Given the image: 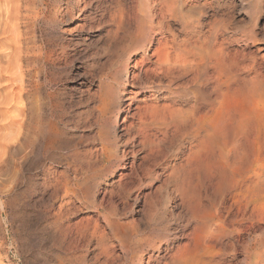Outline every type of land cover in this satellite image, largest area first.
Listing matches in <instances>:
<instances>
[{
    "label": "rangeland",
    "instance_id": "374dc122",
    "mask_svg": "<svg viewBox=\"0 0 264 264\" xmlns=\"http://www.w3.org/2000/svg\"><path fill=\"white\" fill-rule=\"evenodd\" d=\"M154 1L0 0L40 55L7 74L0 42V264H264V197L251 219L231 189L264 154V0ZM152 36L175 67L133 86Z\"/></svg>",
    "mask_w": 264,
    "mask_h": 264
},
{
    "label": "bare ground",
    "instance_id": "6f19581e",
    "mask_svg": "<svg viewBox=\"0 0 264 264\" xmlns=\"http://www.w3.org/2000/svg\"><path fill=\"white\" fill-rule=\"evenodd\" d=\"M154 0H146V5L149 7L151 2H153ZM161 1V0H160ZM164 1V0H162ZM156 2V0L154 1V3ZM21 4V3H20ZM18 8H15V6L11 7V8H15L12 10H9L8 12L1 13L0 12V42L5 41L2 45L8 46L9 47V51L4 55V66L3 69L4 71H6L7 74H10V72H12L15 68H18V70H22L23 67H25V73L26 76L28 78L31 77V74L33 72V64H37L38 65V61L40 59V55L37 54V51L39 48L35 49L34 46H30V43L28 42V44L24 43L22 40V34L19 31L20 28V23L19 21L21 20V13L19 10V5ZM2 5V4H1ZM13 5V3H12ZM16 5V4H14ZM11 6V5H10ZM154 6V4H153ZM17 7V6H16ZM135 10V14H136ZM155 11V10H154ZM154 11H150L147 14H143L141 15V18L144 19L146 17V15H148V17H153L155 16L157 13H154ZM16 12V13H15ZM138 13V12H137ZM134 14V13H133ZM166 14V13H165ZM133 16V15H132ZM137 16V15H136ZM139 17V16H137ZM118 18V17H117ZM134 18V16H133ZM136 18V17H135ZM165 20V18H164ZM147 25V24H146ZM145 25V26H146ZM152 27V25H151ZM135 29V28H134ZM164 29V28H163ZM166 31V30H165ZM136 33V32H135ZM30 38V37H29ZM144 38V37H143ZM28 39V38H27ZM35 39V38H34ZM170 40V39H169ZM185 40V39H184ZM205 42V41H204ZM159 43V44H158ZM165 41L163 39H158L154 36L149 38V41L147 43L148 48H152L155 49L152 56H150L149 58L145 55V53L143 54L142 58H143V63L142 62H137L136 63V71L133 73V86H137L136 83L142 80V79H146V78H150L153 77L152 75H158L159 71H161L162 69L164 70H172L173 67H175L174 63L172 62V60L169 59L168 53L166 52V47L164 45ZM156 44L157 47H156ZM195 47V45H194ZM200 48V47H199ZM205 49V48H204ZM207 49V48H206ZM181 50V49H180ZM220 50V49H219ZM40 52V51H39ZM38 52V53H39ZM169 53L170 50H169ZM40 54V53H39ZM172 54V53H171ZM225 55V54H224ZM172 57V56H171ZM199 58V57H198ZM172 59V58H171ZM206 59V58H205ZM214 59V58H213ZM223 59V58H222ZM148 60V61H147ZM174 61V60H173ZM199 61V60H197ZM205 61V60H204ZM224 61V60H223ZM147 62V63H146ZM203 62V61H202ZM217 62V61H215ZM23 63V65L21 64ZM146 63V64H145ZM194 63H197L196 61ZM188 64V63H187ZM190 64V63H189ZM201 64V63H200ZM204 64V63H202ZM193 65V64H191ZM198 65V64H197ZM181 66V65H179ZM244 66V65H243ZM178 67V66H177ZM195 67V66H194ZM212 67V65H211ZM38 68V67H37ZM192 68V67H191ZM196 68V67H195ZM214 70H216L215 66L213 67ZM2 69V70H3ZM193 69V68H192ZM241 69V68H240ZM175 70V68H174ZM194 70V69H193ZM36 71V70H35ZM181 71V70H180ZM219 71V70H218ZM221 71V70H220ZM220 71L218 72V74L220 73ZM168 72V71H167ZM21 73V71H20ZM166 73V72H165ZM172 73V72H171ZM178 73V72H177ZM175 73V74H177ZM182 73V72H181ZM216 73V72H215ZM16 74V73H15ZM18 74V73H17ZM16 74V75H17ZM36 74V73H35ZM14 75V74H13ZM21 75V74H20ZM160 75V74H159ZM164 75V74H163ZM216 75V74H215ZM12 76V75H10ZM161 76V75H160ZM183 76V75H182ZM17 76L12 77L13 80L16 79ZM19 77V76H18ZM26 77V93L25 95H29L30 90L29 88L31 87V82H29V80ZM194 77V75H193ZM38 78V77H37ZM154 78V77H153ZM19 79V78H18ZM172 80V79H171ZM11 81V80H10ZM16 81V80H15ZM21 85H24V81H25V76H21L20 80ZM148 81V80H147ZM164 81V80H163ZM31 83V84H30ZM5 85V84H4ZM38 85V84H37ZM200 86V85H198ZM218 86V85H217ZM17 87V86H16ZM39 87V86H38ZM135 88V87H134ZM23 89V88H22ZM20 91V90H19ZM22 91V90H21ZM36 91V90H35ZM17 92V91H16ZM23 92V91H22ZM21 92V93H22ZM133 92V90L131 91ZM119 97H121V94H119ZM145 99H142V103H139L138 105H136L134 111L131 112V105L132 102H130L129 104H127L128 108H127V114L130 115V113H132L131 117L133 119H137L136 121H138L137 127L140 130V132L142 131V129H140L141 127H146L148 126V123L150 122V120H152L157 113L159 108H156L154 106L156 100L155 99H151V97H149V99H146V96L144 95ZM23 98V97H22ZM135 98V97H134ZM130 99V98H129ZM132 99V98H131ZM192 99V98H191ZM135 100V99H134ZM151 100V101H150ZM218 101V100H217ZM40 104V103H39ZM220 104V103H219ZM156 105V104H155ZM123 106V105H122ZM194 106V105H193ZM192 107V106H191ZM190 107V108H191ZM125 108V107H124ZM123 108V109H124ZM195 108V107H194ZM202 108V107H201ZM165 110H169L170 106L166 105L164 106ZM172 110V108H171ZM177 111V110H176ZM187 114V113H186ZM7 117V116H6ZM190 117V116H189ZM129 118V117H128ZM162 118V117H161ZM191 118V117H190ZM155 119V118H154ZM6 120V119H5ZM127 120V119H125ZM170 120V119H169ZM192 121V119H190ZM203 120H206L207 123L205 124L207 126V128L209 129V134L213 135L216 134L217 131H219L222 127H224L225 124H220L219 122V116H218V110L215 108V106L208 111L206 114H200V112H196L195 113V118L194 121L196 123H198V125H200V123H203ZM29 120L27 119V121L20 126L24 127V133L26 136V140L25 143L26 145L27 142L29 144H34L37 143V138L39 137L38 132L39 129L33 125H31L29 122ZM185 121V120H184ZM229 121V120H228ZM242 121V120H241ZM243 122V121H242ZM8 123V122H7ZM128 123V122H127ZM183 123V121L181 122ZM193 123V122H192ZM226 123V122H225ZM5 124V123H4ZM131 126V124H130ZM182 126V125H181ZM195 126V125H194ZM203 126V125H202ZM231 126V125H230ZM39 127V126H38ZM128 127V126H127ZM132 127V126H131ZM200 127V126H199ZM11 128V127H10ZM136 128V127H135ZM242 128V127H241ZM38 129V130H37ZM43 129V128H42ZM21 130V129H20ZM129 130V129H128ZM137 130V129H136ZM19 131V130H18ZM23 131V129H22ZM20 131V134H22ZM43 131V130H42ZM41 131V132H42ZM198 131V130H197ZM200 131V130H199ZM246 131V130H245ZM223 132V131H222ZM226 132V131H225ZM228 132V131H227ZM242 132V131H241ZM2 133V132H1ZM14 133V131H13ZM18 133V132H17ZM203 133V132H202ZM231 133V132H230ZM23 134V135H24ZM41 134V133H40ZM2 135V134H1ZM219 135V134H218ZM10 136V135H9ZM14 136V135H13ZM237 137V136H236ZM7 138V137H6ZM13 138V137H12ZM149 138V137H148ZM198 138V137H197ZM216 138V137H215ZM138 141V140H137ZM213 142V141H212ZM8 143V142H7ZM20 143V142H19ZM227 143V142H226ZM12 144V143H11ZM33 144V145H34ZM32 145V146H33ZM244 147V146H243ZM26 148V147H25ZM233 149V148H232ZM260 149V148H259ZM254 150L253 151H248V152H242V155L245 156L244 160H247V166L245 168L242 169V176L240 179H236L235 182L231 183L234 184L233 187L231 189L234 192V197H237V199L241 202L242 205H240L241 207V214L247 215L248 213H251L250 218L252 219V217L254 215L255 212H257V203L260 202L261 199H263L264 195V154L262 152V150ZM1 150V148H0ZM230 151V150H229ZM245 151V150H244ZM2 152V151H1ZM8 153V152H7ZM199 153V151H198ZM191 154V153H190ZM241 155V156H242ZM3 156V155H2ZM1 156V157H2ZM5 157V156H4ZM3 157V158H4ZM243 157V156H242ZM236 159V158H235ZM234 159V160H235ZM2 160V159H1ZM239 160V159H238ZM190 163V162H189ZM241 164V163H240ZM197 165V164H196ZM6 168V167H5ZM231 168V167H230ZM228 169V168H227ZM240 172V173H241ZM230 177V176H229ZM228 177V178H229ZM232 177V176H231ZM73 178V177H72ZM231 180V179H230ZM68 192V191H67ZM233 196V195H232ZM235 200V199H234ZM262 201V200H261ZM239 202V203H240ZM1 203V202H0ZM233 206V205H232ZM238 211V210H237ZM247 212V213H245ZM259 215V214H258ZM222 216V215H221ZM242 217V219H243ZM247 217V216H246ZM249 217V215H248ZM241 218V217H240ZM256 218V217H255ZM258 218V217H257ZM189 223V222H188ZM227 223V222H226ZM232 224V223H231ZM230 226V225H228ZM227 226V227H228ZM241 226V225H240ZM239 227V226H238ZM236 228V227H235ZM233 228V229H235ZM242 228V227H241ZM240 228V229H241ZM246 228V227H245ZM230 229V228H229ZM232 229V228H231ZM125 230V229H124ZM122 231V230H121ZM126 231V230H125ZM213 231V230H212ZM211 231V232H212ZM229 230L225 229L222 227V229L217 230V231H213L212 233L216 232L217 234H223L225 232H227ZM232 231V230H230ZM229 231V232H230ZM235 231V230H234ZM127 232V231H126ZM125 232V233H126ZM233 232V231H232ZM229 234V233H228ZM192 236V235H191ZM208 238V237H207ZM264 241V240H263ZM262 241V242H263ZM257 245V244H256ZM260 247V246H259ZM262 247V245H261ZM260 247V248H261ZM256 249V248H255ZM259 250V249H258ZM183 253H180V255H182ZM179 255V256H180ZM184 257V256H183ZM181 258V257H179ZM182 260V258L180 259ZM179 260V261H180ZM183 261V260H182Z\"/></svg>",
    "mask_w": 264,
    "mask_h": 264
}]
</instances>
